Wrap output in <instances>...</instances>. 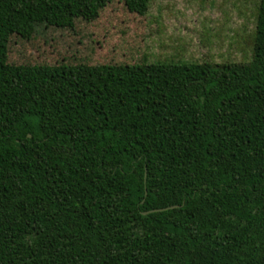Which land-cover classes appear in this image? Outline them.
<instances>
[{
  "label": "trees",
  "instance_id": "trees-1",
  "mask_svg": "<svg viewBox=\"0 0 264 264\" xmlns=\"http://www.w3.org/2000/svg\"><path fill=\"white\" fill-rule=\"evenodd\" d=\"M13 7L0 264H264V0L251 59L222 63L11 64Z\"/></svg>",
  "mask_w": 264,
  "mask_h": 264
},
{
  "label": "rangeland",
  "instance_id": "rangeland-1",
  "mask_svg": "<svg viewBox=\"0 0 264 264\" xmlns=\"http://www.w3.org/2000/svg\"><path fill=\"white\" fill-rule=\"evenodd\" d=\"M66 1L13 0L8 63H222L252 57L260 0H95L83 17L65 14L64 5L79 6Z\"/></svg>",
  "mask_w": 264,
  "mask_h": 264
},
{
  "label": "water",
  "instance_id": "water-1",
  "mask_svg": "<svg viewBox=\"0 0 264 264\" xmlns=\"http://www.w3.org/2000/svg\"><path fill=\"white\" fill-rule=\"evenodd\" d=\"M170 207H173V206H170ZM158 210H162V208L161 209H154V210H151V211H158Z\"/></svg>",
  "mask_w": 264,
  "mask_h": 264
}]
</instances>
